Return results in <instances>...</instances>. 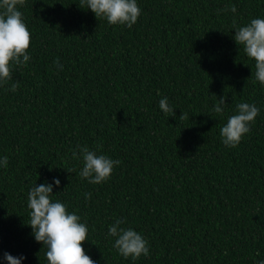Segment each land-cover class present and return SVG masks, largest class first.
<instances>
[{
	"label": "trees",
	"instance_id": "obj_1",
	"mask_svg": "<svg viewBox=\"0 0 264 264\" xmlns=\"http://www.w3.org/2000/svg\"><path fill=\"white\" fill-rule=\"evenodd\" d=\"M137 4L131 28L96 18L80 0L17 6L31 59L0 85V158H8L0 166V264L4 252L48 264L27 225V194L53 178L60 186L51 199L87 225L82 247L96 264L264 260V85L233 39L236 27L264 19V0ZM231 5L236 13L219 11ZM221 96L222 116L212 111ZM164 97L176 118L160 110ZM242 102L259 115L229 148L220 128ZM181 113L190 118L180 121ZM77 145L121 163L106 182L90 184L79 175L82 157H72ZM116 219L148 241L147 257L117 253L108 235Z\"/></svg>",
	"mask_w": 264,
	"mask_h": 264
},
{
	"label": "clouds",
	"instance_id": "obj_2",
	"mask_svg": "<svg viewBox=\"0 0 264 264\" xmlns=\"http://www.w3.org/2000/svg\"><path fill=\"white\" fill-rule=\"evenodd\" d=\"M24 3L25 0H0V85L12 79L14 66H25L31 59L27 54L31 35L23 22L22 12L17 8ZM80 5L82 9H90L96 18L106 19L110 25H125L128 28L137 22L141 14L137 0H80ZM225 10L232 13L237 11L235 5L219 11ZM233 26H236L235 19ZM233 39L237 46H243L247 57L255 61V79L264 85V19L254 18L246 26L236 27ZM54 64L63 70V65L59 64L58 59ZM18 87L19 83H14L10 90L15 91ZM225 101L226 97L221 96L212 111L222 116L227 104ZM159 108L165 116L176 118L174 108L168 103L167 97L159 101ZM259 111L253 103H238L236 114L229 116L227 123L220 128L223 145L229 148L238 146L242 137L250 132ZM189 118L187 113H181L178 117L180 121ZM77 148L79 155L74 150L72 157H82L83 167L79 175L90 184L106 182L114 167L121 163L107 155L97 154V151L86 146L77 145ZM7 163L6 156L0 158V166H6ZM53 186L59 188V178H53L52 183H35L27 194V207L30 209V221L27 225L32 229L35 241L46 247L48 264H96L85 254L82 247L83 242L87 240V225L80 222L81 217L75 212L69 213L65 204L51 199ZM84 195L86 200L91 198V193ZM125 222L123 219H116L108 228V235L115 238L113 248L125 259L131 257L135 261L141 255L147 257L148 241L132 228L122 227ZM256 255L259 256V252ZM24 259L22 255L15 257L8 252L3 253L6 264H21ZM256 264H264V260H259Z\"/></svg>",
	"mask_w": 264,
	"mask_h": 264
}]
</instances>
